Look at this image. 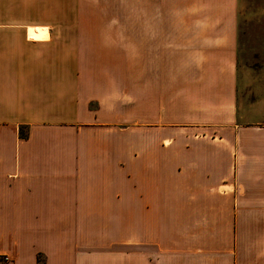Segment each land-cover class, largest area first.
Returning a JSON list of instances; mask_svg holds the SVG:
<instances>
[{
  "label": "crops",
  "instance_id": "crops-1",
  "mask_svg": "<svg viewBox=\"0 0 264 264\" xmlns=\"http://www.w3.org/2000/svg\"><path fill=\"white\" fill-rule=\"evenodd\" d=\"M240 4L0 0V256L264 264Z\"/></svg>",
  "mask_w": 264,
  "mask_h": 264
},
{
  "label": "rangeland",
  "instance_id": "rangeland-1",
  "mask_svg": "<svg viewBox=\"0 0 264 264\" xmlns=\"http://www.w3.org/2000/svg\"><path fill=\"white\" fill-rule=\"evenodd\" d=\"M239 69L243 98L264 97V0H241Z\"/></svg>",
  "mask_w": 264,
  "mask_h": 264
},
{
  "label": "built area",
  "instance_id": "built-area-1",
  "mask_svg": "<svg viewBox=\"0 0 264 264\" xmlns=\"http://www.w3.org/2000/svg\"><path fill=\"white\" fill-rule=\"evenodd\" d=\"M10 257L8 255H2V259L0 260V264H9Z\"/></svg>",
  "mask_w": 264,
  "mask_h": 264
},
{
  "label": "trees",
  "instance_id": "trees-1",
  "mask_svg": "<svg viewBox=\"0 0 264 264\" xmlns=\"http://www.w3.org/2000/svg\"><path fill=\"white\" fill-rule=\"evenodd\" d=\"M24 135H25V133H24ZM2 259V256H0V260Z\"/></svg>",
  "mask_w": 264,
  "mask_h": 264
}]
</instances>
